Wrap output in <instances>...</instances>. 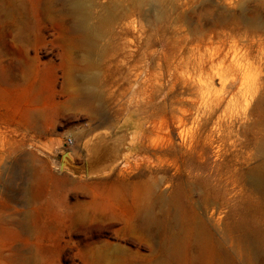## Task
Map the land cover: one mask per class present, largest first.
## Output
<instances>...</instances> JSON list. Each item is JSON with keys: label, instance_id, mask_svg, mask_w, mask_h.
<instances>
[{"label": "rangeland", "instance_id": "rangeland-1", "mask_svg": "<svg viewBox=\"0 0 264 264\" xmlns=\"http://www.w3.org/2000/svg\"><path fill=\"white\" fill-rule=\"evenodd\" d=\"M43 1L0 0V264H156L154 236L187 238L200 220L233 264H264L241 240L264 242V95L255 120L238 98L234 126L219 128L218 113L198 125L195 86L165 97L168 76L154 88L145 58L125 55L128 42L164 55L182 38L234 41L264 76V0L107 2L92 11L93 26L104 22L93 51L76 56ZM189 249L186 264H199Z\"/></svg>", "mask_w": 264, "mask_h": 264}, {"label": "bare ground", "instance_id": "bare-ground-1", "mask_svg": "<svg viewBox=\"0 0 264 264\" xmlns=\"http://www.w3.org/2000/svg\"><path fill=\"white\" fill-rule=\"evenodd\" d=\"M10 1L14 2L15 0ZM103 1L104 2L94 0L43 1L42 12L55 17L62 29L73 33V39L77 43L72 47L73 53L71 52V55L76 56V50L80 48H83L87 53L93 51L96 41L102 35L100 26L104 24V22H101L99 26H93L91 23L92 11L99 8L103 9L106 7L107 2H114L116 0ZM108 8L109 5H107L106 9ZM107 16L103 17L101 21L109 22L110 19ZM123 24L126 27L130 26L131 21L127 20L123 22ZM156 43L155 41L149 44H144L140 41L133 43L128 42L125 51L126 59L130 62L131 58L136 54H140L145 58L144 64L140 67L141 73H144L146 79L150 81L154 78V88L158 87L160 85V79L164 75H167L170 86H166L167 91L165 97L174 92L179 81H183V87L187 85L195 86L199 90V99H197V102L200 105V110L202 109L201 112H198L196 115L195 121L198 125H204L205 120L203 118H205V116H207L205 119H210L218 113L216 124L219 128H221L224 123H227L226 125L228 128L234 126L238 116L233 113H228V108L231 104H234L238 98L242 99V103H244L245 109L248 111V119L255 120L253 115L256 104L259 102L257 100L264 95V76L260 75L254 77L251 74L253 61L249 59V55L251 54L249 45L246 46L244 52L249 58H247V60H242L243 58H241L236 51L237 44L234 43V41L228 46L224 41L217 46H209L208 43L205 41L203 42V40L182 38L177 44L172 47H167L164 55L161 51L155 48L152 49ZM1 56H3V52L0 50V57ZM259 60L264 63V57H259ZM223 105L224 107L222 108ZM188 110L189 108L183 109V114L180 117L182 122L185 120L184 116L187 115ZM225 118H227V120H225ZM161 126L162 122L158 127L160 128ZM224 138V135L219 134L220 140H224ZM252 178H255V176ZM139 221L141 230L149 233L154 228V221L151 215L147 213L141 215ZM205 225L206 224L200 220L196 229L190 230L189 234L186 236L187 238H166L167 236L165 237L164 235L154 236L156 239L154 252L158 255L157 258L159 259L156 264H169L171 259L178 263H180V261L184 264L189 263L191 255V250L189 248H194V251L200 256L199 264H233V252H230L226 248V239L222 238L217 241L218 245L215 244L212 233L206 230ZM241 227L240 223L232 227V229L239 230ZM251 237L250 235L241 237V240L250 242L254 248L255 254L264 259V242L255 240L256 238L254 236L255 239ZM237 241H239L238 238ZM186 243H188L187 247ZM216 246H219V248ZM220 248H222L223 252H216Z\"/></svg>", "mask_w": 264, "mask_h": 264}, {"label": "water", "instance_id": "water-1", "mask_svg": "<svg viewBox=\"0 0 264 264\" xmlns=\"http://www.w3.org/2000/svg\"><path fill=\"white\" fill-rule=\"evenodd\" d=\"M66 155H69V153L68 152H64L63 153L61 165H63V163H64V156H66Z\"/></svg>", "mask_w": 264, "mask_h": 264}, {"label": "built area", "instance_id": "built-area-1", "mask_svg": "<svg viewBox=\"0 0 264 264\" xmlns=\"http://www.w3.org/2000/svg\"><path fill=\"white\" fill-rule=\"evenodd\" d=\"M67 144H72L73 143V139L72 138H67V141H66Z\"/></svg>", "mask_w": 264, "mask_h": 264}]
</instances>
